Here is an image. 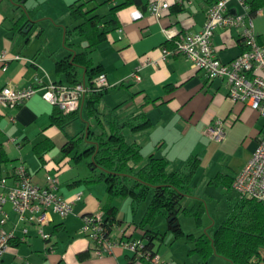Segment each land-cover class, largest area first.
<instances>
[{
	"label": "crops",
	"instance_id": "obj_1",
	"mask_svg": "<svg viewBox=\"0 0 264 264\" xmlns=\"http://www.w3.org/2000/svg\"><path fill=\"white\" fill-rule=\"evenodd\" d=\"M83 1H87V8L94 10L93 14L101 16L105 23L113 18L111 9L126 2L28 0L23 4L20 0H0V55L5 54L8 58L21 55L28 59L9 62L6 71L0 63V90L6 86L29 88L37 76L42 78L44 85L51 82L68 84L67 77L57 72V63L73 54L65 46L67 30L78 25L70 14V7ZM141 1L142 6L132 4L119 9L115 15L117 27L91 51L94 66L101 68L100 73L107 75L110 84L103 92L98 112L102 117L113 114L121 122L136 115H145L150 120V128L125 131L128 139L141 147L144 156L137 168L147 164L151 157L169 160L170 172L181 170L190 158L200 160L191 181L192 194L182 201L183 209L188 210L198 202L204 203L206 214L201 226L195 221L199 233L186 230L181 222L187 216L183 212L179 213L175 223L184 232L180 238L170 229L171 217L165 215L147 228L160 233L153 247L162 260L166 264H234L217 253L204 263L197 254L190 253L194 243L186 236L210 235L240 201L233 187L215 186L211 180L219 174L227 177L226 181L234 180L243 171L264 137V117L249 105L230 99L225 80H209L204 71L194 70L184 55L163 59L164 49L173 47L167 41L164 29L174 27L183 36L200 32L207 10L215 0ZM156 1L170 4V11L161 19L149 12L150 5ZM251 1L248 0L249 6ZM229 11L242 14L244 9L233 1ZM251 17L259 40L264 43V8L254 15L250 13L248 19ZM22 19L25 23L17 25ZM40 22L48 24L49 32ZM213 41L218 57L224 63L232 62L244 50L239 29H220ZM77 42L83 48L88 46L85 38ZM153 60L159 63L148 64ZM138 68L142 69L140 82L132 78ZM80 75L81 82H91L84 69H80ZM41 94L42 91L16 109L0 107V150L9 158L3 165V176L12 185L15 168L24 163L36 185L46 186L51 175L58 179L63 197L73 200L76 193L82 192L83 198L75 204L74 214L67 217L51 215V221L42 227L49 235L47 240L36 224L20 223L13 206L6 204L4 211L8 220L5 224L0 223V233H13L14 238L3 264H134L131 252L119 246L112 252L98 255L96 244L82 233V217L95 213H103L105 217L108 201L105 183L85 182L92 176L90 159L76 162L75 153L70 156L63 153L70 139L89 127L86 104L67 124L60 126L53 122L59 109L45 101ZM217 121L224 123L226 138L223 141L212 140L206 135L207 128ZM41 144L44 145V160L37 151ZM149 202L135 203L131 199L116 198L113 206L117 207L118 213L111 231L112 239H136L148 243L146 230L140 223ZM253 261L264 264V248Z\"/></svg>",
	"mask_w": 264,
	"mask_h": 264
},
{
	"label": "trees",
	"instance_id": "obj_2",
	"mask_svg": "<svg viewBox=\"0 0 264 264\" xmlns=\"http://www.w3.org/2000/svg\"><path fill=\"white\" fill-rule=\"evenodd\" d=\"M20 1L25 4L28 0ZM132 4L143 5L141 0H126L125 3L111 9L113 18L106 23L101 16L93 14L94 10L87 8V1L77 2L70 7V14L78 25L72 30H67L65 46L73 54L57 63V72L67 77L66 83L69 85L81 83L80 69L86 71V77L90 81L101 72V68L95 67L90 58L91 51L117 27L116 12ZM250 4L252 15L264 8V0H253ZM23 23L24 19L18 21L17 25ZM80 38L87 40V47L83 48L77 42ZM105 90L92 91L88 95L86 110L90 119L89 127L76 138L70 139L64 146L63 153L66 156L75 153L76 162L90 159L88 164L92 176L85 182L106 184L108 201L104 209L108 232L111 233L116 224L118 209L113 206L116 198L131 199L135 203L150 200L140 226L146 230L148 249L156 252L153 242L160 233L147 228L153 226L161 215L175 217L170 222V229L178 238L184 236L180 225L175 226L180 212L193 217L198 226L202 224L206 214L204 203L198 202L189 210L182 207L183 199L192 194L191 181L200 166V160L197 157L190 158L181 170L170 172L169 160L151 157L147 164L137 168L144 160V156L141 147L132 143L125 131L145 130L151 127V122L145 115L131 116L124 122L118 121L113 114L102 117L98 112V104ZM75 114L77 113L65 115L58 110L53 116V122L63 126ZM43 147L42 144L37 147L42 160L45 155ZM8 162L9 158L0 150V178L3 177V165ZM226 178L219 174L211 180V184L224 185L230 189L234 180L226 181ZM186 237L194 243L190 253L197 254L204 263L217 253L234 264H258L253 259L264 248V205L256 200L240 199L231 213L210 235L199 238L194 235Z\"/></svg>",
	"mask_w": 264,
	"mask_h": 264
},
{
	"label": "built area",
	"instance_id": "obj_3",
	"mask_svg": "<svg viewBox=\"0 0 264 264\" xmlns=\"http://www.w3.org/2000/svg\"><path fill=\"white\" fill-rule=\"evenodd\" d=\"M238 2L244 12L231 14L229 4ZM170 11L168 2L156 1L149 7V12L157 19ZM251 8L248 0H215L207 10L206 21L202 30L190 36H183L174 27L164 29L168 42L172 48H165L163 59L168 56L184 55L194 70H202L209 80L217 78L227 82L229 97L236 103L249 105L264 117V43H261L255 30L254 20L248 19ZM220 29H239L244 46L243 52L230 63H224L217 54L214 37ZM11 61H28L21 55L8 58L0 55V63L4 64V71ZM159 61H149L150 65H157ZM141 68H138L132 78L136 82L142 80ZM110 88L105 73H100L93 81L81 82L76 85L51 82L44 85L41 77L34 79L32 86L18 89L6 86L0 90V107L16 109L42 91V98L57 107L65 115L82 111L87 97L92 91ZM14 120V119H13ZM206 135L215 141H223L226 131L223 121H217L214 126L206 130ZM233 190L240 199L256 200L264 205V137L247 166L239 173L233 182ZM83 193L78 192L73 200H68L60 193V184L56 177L48 176L47 185L40 187L33 182L27 166L19 164L14 171V183L9 184L7 177L0 178V215L1 224H5L8 215L4 206L10 203L18 214V221L22 224H36L44 239H49L42 231V227L51 221L53 213L62 217L74 214V206L81 201ZM82 233L92 239L97 246V254L112 252L117 246L131 252L132 263L166 264L161 256L148 249L143 240H114L108 232L103 213L86 214L82 217ZM13 233H0V264L11 241Z\"/></svg>",
	"mask_w": 264,
	"mask_h": 264
},
{
	"label": "rangeland",
	"instance_id": "obj_4",
	"mask_svg": "<svg viewBox=\"0 0 264 264\" xmlns=\"http://www.w3.org/2000/svg\"><path fill=\"white\" fill-rule=\"evenodd\" d=\"M40 25L43 26V27H46L47 26V31L49 32L50 29H49L48 24H46V22H40ZM185 217L182 218V221L181 222H183V224L186 226V230H188L189 232L194 231L195 233L198 234L199 231H198V229L195 226V220H194V218L193 217H188V216H185Z\"/></svg>",
	"mask_w": 264,
	"mask_h": 264
},
{
	"label": "water",
	"instance_id": "obj_5",
	"mask_svg": "<svg viewBox=\"0 0 264 264\" xmlns=\"http://www.w3.org/2000/svg\"><path fill=\"white\" fill-rule=\"evenodd\" d=\"M174 218H175V217H171V218H170V222H172V221L174 220ZM175 226H177V225L175 224Z\"/></svg>",
	"mask_w": 264,
	"mask_h": 264
}]
</instances>
